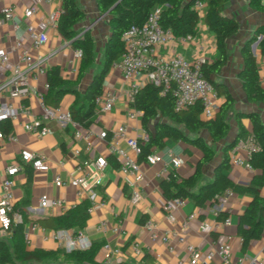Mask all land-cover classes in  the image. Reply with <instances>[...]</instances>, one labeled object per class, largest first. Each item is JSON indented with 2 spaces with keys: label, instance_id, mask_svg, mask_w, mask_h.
<instances>
[{
  "label": "crops",
  "instance_id": "crops-1",
  "mask_svg": "<svg viewBox=\"0 0 264 264\" xmlns=\"http://www.w3.org/2000/svg\"><path fill=\"white\" fill-rule=\"evenodd\" d=\"M61 2L62 0H0V9L6 3L13 4L16 18L21 23L19 29H14L9 23L0 26V42L8 45L19 39L28 48L30 38L26 33V24L38 25L41 20L48 17L50 12L61 9ZM77 2L84 12V18L76 28L90 30L95 43V61L82 73L76 87L80 98H82L93 76L102 69L105 44L110 34V17L108 13L103 14L98 10L96 0H77ZM30 6L35 7L36 13L31 18H27L24 12ZM223 13L235 17L239 22L238 31L227 39L228 60L219 75L215 77L216 81L222 83L233 96V102L225 112L228 131L222 139L213 141L206 129L189 131L181 126V129L190 138H203L214 151L213 158L202 165L198 186L214 178L216 168L222 164L226 145L235 140L241 130L245 133L240 139L252 135L253 123L248 115L250 112L257 113L264 123V103L248 100L239 78L242 69L241 49L256 27L264 25V13L254 10L249 4V0H227ZM47 34V42L40 50L32 51V53L35 56L39 53L47 56L48 67L51 65L60 66L63 77L78 79L81 59H77L74 55L75 46L63 38L57 25L49 26ZM256 48L254 53L260 76H262L264 74V55L261 54L257 45ZM199 49L208 61H212L216 57L215 36L203 22L198 24L197 33L189 41L185 43L174 41L159 46V51L162 54L179 52L189 59H193L199 53ZM16 60L17 58L13 56L12 61L16 62ZM3 69L4 67L0 66V70ZM110 70L105 74L103 89H110L116 93L117 100L110 111L96 112V121L89 127H81L83 134H90L89 138H78L72 127H61L54 121L48 122V125L53 128V132L39 137L24 128L23 124L29 118L21 115L17 120H11L12 131L17 139L15 141L0 140V194L4 170L13 161L20 160L22 150L29 149L45 154L50 162L48 171L36 170L30 164L21 162V170L16 174L14 210L22 216V219L23 217L27 218L26 221L17 222L22 225L21 233L25 248L57 251L60 261L65 264H74V260L60 252L64 250L60 249L57 240L52 236L55 230L64 228L70 233L82 232L90 238L92 243L100 245L95 256L96 264H179L180 260L183 261V264H191L185 243L173 240L174 249L169 250L165 243L151 238V233L145 223L150 219L157 222L159 232L166 228H178L188 214L196 211L198 217L189 220L186 239L200 248L202 257L209 250L217 251L220 243L229 242L233 264H240V258L247 254L259 255L264 264V233L261 238L251 240L245 248L242 247V239L238 234L239 215L251 199L248 194L235 193L222 210L221 216L228 214L231 216V225L205 234L200 231L199 222L203 218L213 217L210 205L201 208L195 206L192 200L186 199L182 206L174 210L176 220L171 222L167 218L162 209L167 200L161 187V182L165 178L156 176V172L162 168L161 163L156 165L141 163V168L145 172V180L141 184L142 198L139 202L131 200L130 186L126 181L125 174L119 168H114L109 161V166L105 170L100 171L97 168L94 164L95 159L100 156L107 158L109 155L106 140L99 135L101 130H111L121 123L127 124L131 134L146 130L142 124V113L137 119H131L127 115L128 104L125 92L129 83L126 82L120 71ZM46 81L47 75H44L39 78L36 85L39 89L47 91L44 88ZM223 99L224 97L220 96L221 103ZM75 100L76 95L69 92L61 98L59 105L70 109ZM25 102L32 107L35 114L40 113L41 109L36 96L32 95ZM218 111L219 109L216 113ZM154 125L155 121L151 120L150 130H153ZM155 149L163 153L171 149L183 158L184 162L176 169L181 177L191 175L203 156L199 148L180 139H166L163 148L155 147ZM232 149L229 150V155ZM236 154L248 160L249 153L246 148L238 149ZM165 158L168 159V156L165 155ZM79 165L87 168V176L81 185L80 194L78 188L70 184L71 178L82 174L78 170ZM255 172L254 169L229 162L228 174L236 183L249 184ZM29 173H31V180L28 179ZM57 175L66 181L64 185L57 186L55 184L54 178ZM98 177H102L103 182L95 184ZM128 177L132 179L131 175ZM92 193L95 196L93 201L90 200ZM262 193L264 194V188ZM43 194L64 199L66 206L40 208L39 199ZM86 200H89L90 205L93 204V210L87 213V219L83 225L57 228L48 219L62 216L69 209L81 205ZM40 219L46 220V222L37 221ZM102 221L107 222L106 229L98 228ZM34 225L36 227L33 228ZM26 233L29 234V239L25 238ZM3 238L14 254L18 245L13 229L11 228ZM134 240H139L143 246V252L140 254L135 253L131 247ZM144 254H148L150 259H143ZM209 264L224 263L220 255L216 253Z\"/></svg>",
  "mask_w": 264,
  "mask_h": 264
},
{
  "label": "built area",
  "instance_id": "built-area-1",
  "mask_svg": "<svg viewBox=\"0 0 264 264\" xmlns=\"http://www.w3.org/2000/svg\"><path fill=\"white\" fill-rule=\"evenodd\" d=\"M40 1V0H39ZM205 1L197 0L194 8L198 11L200 17L205 13ZM62 9H57L41 20L38 25L33 23L26 24V33L30 38V46L26 48L22 41L16 39L8 45L0 42V122L5 119L17 120L21 115L29 119L24 122V128L44 137L53 132V128L48 122L54 121L61 127H72L75 136L78 138H89L90 134H83L82 125L77 121L69 108L63 106H51L45 101L46 91L39 89L36 83L39 78L47 75V56L37 54L32 51H38L48 40L47 28L51 25L56 26ZM36 13L34 6L25 9V16L31 18ZM160 9L154 8L148 15L146 21L141 24H132L122 35L124 41V51L121 56L113 61L110 69L120 71L129 87L125 92L128 106V117L137 119L141 111L136 110L130 104L134 100L138 88L146 82H151L160 86L162 93L170 91L174 98V107L176 110L187 109L196 102L202 105L203 116L211 118L221 105L220 96L217 89L211 81L203 76L202 65L207 60L201 50L193 58L189 59L182 53L162 54L159 46L167 45L170 42L185 43L192 39L193 36H176L172 29L163 28L159 23ZM11 24L14 29H19L21 23L17 20L13 4L6 3L0 9V26ZM1 40V36H0ZM74 55L81 59L82 50L74 49ZM13 56L17 58L16 62L12 61ZM260 81L264 84V74L260 76ZM48 90V80L44 84ZM32 95L36 96L40 106V113L35 114L32 107L25 102ZM117 94L110 89H103L95 97L96 112L110 111L117 100ZM102 139L106 140L109 154L115 155L120 161L119 170L126 176V181L131 189L130 198L133 202H139L142 198L141 184L145 180V172L141 168V163L146 162L150 165L162 164V168L156 172L157 177L168 179L170 173L177 169L184 160L175 154L171 149L166 152L154 150L147 154L144 160L138 161V155L141 152L140 142H147L150 133L143 130L141 133L131 134L126 123H121L111 130L103 129L99 133ZM15 141L17 136L11 130L4 133L0 130V140ZM240 148H246L249 156L252 151L259 148V145L253 135L239 139L231 150L229 162L243 165L253 169L249 160H245L236 154ZM168 156V159L165 158ZM249 159V157H248ZM21 162L30 164L34 169L48 171L50 162L45 154L24 149L20 153V160L13 161L5 170L2 178V190L0 194V238H3L11 229L14 223L22 222V216L14 210V186L16 174L21 170ZM87 164V163H86ZM97 168L105 170L108 166L107 158L100 156L94 161ZM78 170L82 173L78 177L71 178L70 184L78 188L81 193V185L87 176L86 166L79 165ZM131 175L132 179L128 176ZM54 182L57 186L66 183L59 175L55 176ZM103 182L102 177H98L95 184ZM235 195V191L228 187L218 195L217 202L211 206L212 218H203L199 222V229L202 233L209 234L223 226L231 225L232 219L228 214L221 216L222 210L228 203L230 197ZM94 194H90V200L93 201ZM186 199L173 198L167 199L162 209L167 218L173 222L176 220L174 210L182 206ZM40 208L47 206L65 207L64 199L55 196L43 194L39 199ZM93 210L91 204L87 211ZM198 217V212L194 211L184 218L178 228H166L159 232V224L153 220H147L145 226L151 233L153 240H160L168 246L169 250L174 249L173 240L185 243L189 252L191 264H209V261L217 254L220 255L224 264H233L231 244L223 242L218 245L217 251L209 250L202 257V251L198 246L190 243L186 239V229L191 219ZM36 225L33 226V228ZM98 228L106 229L107 222L102 221ZM117 230V228H116ZM58 242L60 249L71 252L74 250H85L91 247L92 241L82 232L70 233L67 229H57L52 234ZM29 239V234H25ZM133 251L137 254L143 252V246L139 240H134L131 244ZM240 264H263L259 255H245L240 258ZM179 264H183L180 260Z\"/></svg>",
  "mask_w": 264,
  "mask_h": 264
},
{
  "label": "trees",
  "instance_id": "trees-1",
  "mask_svg": "<svg viewBox=\"0 0 264 264\" xmlns=\"http://www.w3.org/2000/svg\"><path fill=\"white\" fill-rule=\"evenodd\" d=\"M196 1L96 0L98 10L101 13L108 12L109 14L110 34L105 44L102 69L93 76L80 98L76 87L82 73L95 61V43L90 30L76 28L84 18V12L77 0H62V12L57 22V28L63 38L72 41L76 48L82 50L80 75L75 80L66 78L63 77L60 66H49L47 68L49 88L45 93V101L51 106H58L65 94L74 93L76 100L70 107L72 115L82 126L89 127L96 121L95 97L103 90L104 77L111 64L123 53L122 35L132 24H143L149 13L157 7L160 9V25L163 28L172 29L176 36H194L197 33L198 24L203 22L215 36L217 54L212 61L206 60L203 63L202 71L203 76L213 83L219 96L224 97L219 111L213 117L206 118L203 116L200 102H196L187 109L176 110L170 91L162 93L160 86L146 82L138 88L134 100L130 104L136 110L141 111L143 127L150 133L147 142H140L141 152L137 158L138 161H142L155 147L163 148L166 139H180L199 148L203 156L195 171L188 177H181L176 170L172 171L169 178L161 182L163 194L167 199H190L195 203V206L201 208L214 205L218 200V195L228 187L232 188L235 193L248 194L251 199L239 215L238 225V234L242 239V247L245 248L251 240L261 238L264 233V194L262 193L264 188V123L257 113L250 112L248 114L253 123L251 133L259 145L257 150L251 152L248 159L256 171L249 184L236 183L228 174V152L244 136L245 132L241 130L236 139L226 145L222 164L216 168L214 178L198 186L202 165L213 158L214 151L203 138H190L181 129V126L189 131L206 129L213 141L222 139L227 133L228 123L225 119V112L232 104L233 96L222 83L216 81L215 77L219 75L228 60L227 39L238 31L239 22L235 17L223 13L227 0H203L205 1V13L202 17L194 8ZM249 4L254 10L264 13V0H249ZM257 40V46L261 54L264 55V25L256 27L241 49L242 69L239 78L248 100L264 103V84L260 81L257 58L252 49V44ZM151 120L155 121L153 130L149 128ZM12 127L10 119L0 122V130L4 133L10 132ZM107 159L114 168H119L120 161L115 155L109 154ZM28 179L31 180V173H29ZM89 205V200H86L81 205L69 209L62 216L48 219L57 228L83 225L87 219ZM26 220L27 218L23 217V221ZM37 221L46 222L43 219ZM21 226L17 223L11 226L18 245L14 254L6 240L0 238V264H65L59 260L57 251L25 248ZM99 247L100 245L92 243L91 247L85 250L60 252L74 260V264H96L95 256ZM143 259L149 260L150 256L144 254Z\"/></svg>",
  "mask_w": 264,
  "mask_h": 264
},
{
  "label": "water",
  "instance_id": "water-1",
  "mask_svg": "<svg viewBox=\"0 0 264 264\" xmlns=\"http://www.w3.org/2000/svg\"><path fill=\"white\" fill-rule=\"evenodd\" d=\"M106 13H108V12H105V13H103V14H106ZM260 37H261V36H260ZM260 37H259V38H260ZM70 43L72 44V41H70ZM257 43H258V40L255 41V42L252 44V49H253V51L255 50V47H256Z\"/></svg>",
  "mask_w": 264,
  "mask_h": 264
},
{
  "label": "rangeland",
  "instance_id": "rangeland-1",
  "mask_svg": "<svg viewBox=\"0 0 264 264\" xmlns=\"http://www.w3.org/2000/svg\"><path fill=\"white\" fill-rule=\"evenodd\" d=\"M255 50H257V48H256V47H255ZM110 71H111V70L109 69V70H108V72H110ZM108 72H107V73H108Z\"/></svg>",
  "mask_w": 264,
  "mask_h": 264
}]
</instances>
